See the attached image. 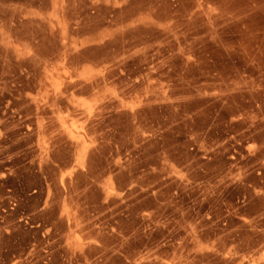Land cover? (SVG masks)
<instances>
[{"label":"rangeland","instance_id":"374dc122","mask_svg":"<svg viewBox=\"0 0 264 264\" xmlns=\"http://www.w3.org/2000/svg\"><path fill=\"white\" fill-rule=\"evenodd\" d=\"M0 264H264V0H0Z\"/></svg>","mask_w":264,"mask_h":264},{"label":"crops","instance_id":"0c3cea01","mask_svg":"<svg viewBox=\"0 0 264 264\" xmlns=\"http://www.w3.org/2000/svg\"><path fill=\"white\" fill-rule=\"evenodd\" d=\"M250 8V7H249Z\"/></svg>","mask_w":264,"mask_h":264}]
</instances>
